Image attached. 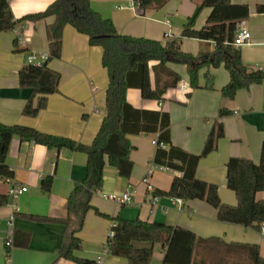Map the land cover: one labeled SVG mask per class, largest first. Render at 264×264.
Here are the masks:
<instances>
[{"label":"crops","instance_id":"obj_1","mask_svg":"<svg viewBox=\"0 0 264 264\" xmlns=\"http://www.w3.org/2000/svg\"><path fill=\"white\" fill-rule=\"evenodd\" d=\"M53 0H9L16 17L28 12L44 9ZM247 3L250 14L239 25L248 27L252 42L241 46L243 60L251 68L264 66V12L257 5L264 0H232ZM200 0H168L160 8L145 10L133 7L128 0H91L92 7L103 16L110 17L121 33L147 36L165 41L181 34L183 25L191 16ZM211 7H204L196 19L197 28L206 24ZM54 16L38 21H25L12 30L0 31V122L24 124L52 134L70 137L83 143H91L102 123L106 110V88L109 82L107 69L103 66V48L92 45L89 36L72 24L64 28L60 57L53 58L49 65L61 73L59 90L48 95L47 106L37 115L23 112L31 88L20 85L19 70L27 63V55L35 50L48 54L47 25ZM166 32H170L166 36ZM15 38L18 44L14 43ZM181 46L185 51L198 53L212 50L215 41L184 36ZM155 63V62H154ZM181 80L177 86L169 87L164 99L144 98L137 87H129L128 100L136 107L161 109L171 115V132L174 144L187 151H202L208 133L219 119L224 124L225 135L220 137L216 148L202 157L198 163V178L215 182L223 202L237 204L236 192L227 184V162L231 156L260 161L264 140V80L240 88L234 98L222 95L221 88L228 82L230 74L224 64L206 66L201 70L199 86L183 88L189 81L185 64L170 63ZM214 76L211 87L205 72ZM155 85L154 74L152 73ZM191 91L188 96L187 92ZM222 107L232 113L219 116ZM158 133H131L129 138L135 145L131 151L134 169L130 177L121 175L108 162L105 155L104 182L96 191L92 203L101 211L123 218L140 217L148 221H160L180 225L193 230L200 241L195 254V264H221L232 261L236 255L230 251V242L258 243L264 255V221L260 228L218 219L217 209L206 200L194 198L180 202L177 197L154 195L153 190L170 188L173 177L179 170L157 165L153 158L157 149L154 140ZM88 155L81 150L68 147H48L33 140L14 135L7 152L0 140V164H8L14 170L13 178L28 186V190L7 204L0 205V264H76L75 261L58 257L57 244L63 234L64 224L56 221L35 220L27 214L66 216L68 196L76 181L87 174ZM52 174L50 192H44L41 179ZM149 185L152 187L150 188ZM134 188L132 200L120 203L108 195H122ZM9 182H0V192L8 193ZM258 199H264V191H258ZM15 214L13 227L16 235L12 245L9 238V218ZM112 220L90 209L83 228L78 232L83 243L76 254L92 259L101 258L98 264H128L124 256L107 250V239ZM29 235V237H28ZM28 242L24 245V242ZM137 245H150L137 242ZM165 248L161 242L154 243L151 264H161Z\"/></svg>","mask_w":264,"mask_h":264},{"label":"trees","instance_id":"obj_2","mask_svg":"<svg viewBox=\"0 0 264 264\" xmlns=\"http://www.w3.org/2000/svg\"><path fill=\"white\" fill-rule=\"evenodd\" d=\"M136 1L140 8L145 10L150 7L160 8L168 0ZM206 6L211 7V12L206 24L197 28L196 19ZM257 9L264 12V3L258 4ZM249 14L250 7L247 3L200 0L195 12L184 23L181 34L162 41L119 32L112 18L105 17L95 10L91 0H53L44 9L19 17L14 15L9 0H0V31L12 30L25 21L35 22L48 16L55 17L46 28L49 41L46 60L41 65L27 62L19 70L20 85L31 88V95L23 108L26 114L37 115L47 106L48 95L59 90L61 73L49 63L53 58L61 56L64 28L67 24H72L78 31L86 33L90 44L101 45L103 48L102 63L109 76L106 110L91 143L43 132L33 126L0 122V140L3 142L4 152L8 151L12 137L19 135L22 139L33 140L48 147H68L84 151L88 155L87 174L75 182L68 196L66 216L27 214L35 220L64 224L63 234L57 244L58 257L71 259L76 264H97V259L76 254L83 243L78 232L83 228L90 209L112 220L110 230L113 235H108L107 250L114 255L126 257L128 264H151L156 242H161L165 248L161 264H195L194 254L199 242L210 240L201 238L193 230L180 225L148 221L140 217L123 218L110 215L92 203L94 193L103 186L105 155L121 175H132L134 160L131 151L135 145L129 138L131 133H158L153 162L181 172L173 177L169 189L155 188L154 195H169L184 200L200 198L217 209V217L222 221L261 227L264 221V199H258L256 194L258 191H264V140L258 163L241 156L229 158L227 184L236 192L238 203H225L220 197L217 183L198 178L196 175L200 159L213 151L218 139L225 135L223 122L219 119L214 122L202 151L194 153L173 143L169 111L136 107L127 98L128 88L137 87L144 98L164 99L167 89L177 86L181 80L180 74L170 67V63L187 66L192 88L199 86V71L202 67L224 64L230 78L221 88V92L228 98H234L240 88L262 82L264 67L251 68L246 65L241 47L232 43L239 22ZM184 36L214 40L215 47L198 53L185 51L181 46ZM14 43L18 44L17 38ZM207 77L209 85L213 87L212 76L207 74ZM187 95L190 96L191 91L187 92ZM232 111L222 107L219 116L230 114ZM13 176L14 170L8 164H0V182ZM53 181L52 174L41 179L44 192L51 191ZM10 200L9 193L0 192V205L7 204ZM15 235L16 230L14 237ZM27 242L28 239L24 245ZM137 242H149L150 245L139 246ZM228 248L235 252L236 257L221 264H264V255L261 254L258 243L230 242Z\"/></svg>","mask_w":264,"mask_h":264},{"label":"built area","instance_id":"obj_3","mask_svg":"<svg viewBox=\"0 0 264 264\" xmlns=\"http://www.w3.org/2000/svg\"><path fill=\"white\" fill-rule=\"evenodd\" d=\"M130 2V4L135 7V8H140L139 3L136 0H128ZM170 32H166V36H169ZM252 32L251 30L244 26V25H238L236 31H235V35L233 38L232 43L235 46L241 47L243 45L249 44L252 42ZM48 57V54H44V53H40L38 51H31L28 53L27 55V62L28 63H33V64H37V65H41L43 64V62L46 60V58ZM264 66H262L261 68H263ZM188 86L187 82H182V87L185 88ZM155 143H157V140H154ZM162 145H164L163 142H161ZM6 181L9 182V189H8V193L10 194L12 199L17 198L18 196H20L22 193H24L25 191L28 190V186L16 181L13 177H7L5 179ZM149 187L151 188L152 186L149 185ZM135 189L134 188H129L127 189L122 195H117L115 193H111L108 196L120 203H127L130 202L132 200V196L134 194ZM177 199L182 202L183 199L180 197H177ZM14 216L15 214H11L10 218H9V238L7 240V244L10 246L12 245V238H13V234H14V227H13V221H14ZM262 229L264 228V225H262L261 227ZM109 235H113V231L110 230L109 231ZM101 262V258L97 259V264Z\"/></svg>","mask_w":264,"mask_h":264},{"label":"rangeland","instance_id":"obj_4","mask_svg":"<svg viewBox=\"0 0 264 264\" xmlns=\"http://www.w3.org/2000/svg\"><path fill=\"white\" fill-rule=\"evenodd\" d=\"M242 47H243V46H242ZM204 67H206V66H204ZM204 67H202V68L200 69V71H199V81H200V76H201V74H202V73H201V70H202ZM207 72H208V71L205 72L204 76L206 77V79H207V81H208V77H207V74H208V73H207ZM200 73H201V74H200ZM212 78H213L212 80H213V83H214V81H215L214 76H213ZM185 81H186L187 83L189 82L186 78H185Z\"/></svg>","mask_w":264,"mask_h":264}]
</instances>
